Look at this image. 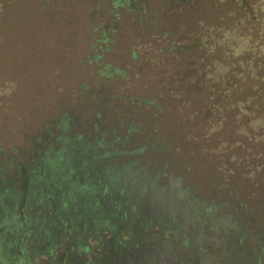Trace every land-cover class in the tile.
<instances>
[{
	"label": "flooded vegetation",
	"instance_id": "flooded-vegetation-1",
	"mask_svg": "<svg viewBox=\"0 0 264 264\" xmlns=\"http://www.w3.org/2000/svg\"><path fill=\"white\" fill-rule=\"evenodd\" d=\"M99 84H73L51 107L64 112L21 150L0 143V256L15 264H264V205L190 172L167 154L149 114L108 91L100 98Z\"/></svg>",
	"mask_w": 264,
	"mask_h": 264
},
{
	"label": "rangeland",
	"instance_id": "rangeland-1",
	"mask_svg": "<svg viewBox=\"0 0 264 264\" xmlns=\"http://www.w3.org/2000/svg\"><path fill=\"white\" fill-rule=\"evenodd\" d=\"M137 1L146 10L132 15L122 10L101 59L124 68L125 77L115 84L143 98L159 89L165 111L139 112L151 116L157 139L170 144L167 154L200 179L264 205V125L258 119L263 111L223 109L228 104L227 76L225 68L215 72L214 66L229 61L212 55L207 44L188 45L191 34L201 32L189 21L200 19L237 39L236 48L249 49L264 66V0H247L245 7L244 0L183 2L174 12L173 26L165 0ZM161 6L165 9L159 10ZM108 10L110 0H0L1 145L13 143L21 150L42 123L64 112L51 107L68 100L73 84L100 81L96 75L86 78L81 58L100 32L98 24L110 23ZM151 21L160 25L153 28ZM164 27L169 28L166 36L158 31ZM131 49L138 53L133 59ZM94 67L91 63L89 69ZM255 163L262 173L251 177L243 172ZM2 258L0 264L18 261L14 255Z\"/></svg>",
	"mask_w": 264,
	"mask_h": 264
},
{
	"label": "trees",
	"instance_id": "trees-1",
	"mask_svg": "<svg viewBox=\"0 0 264 264\" xmlns=\"http://www.w3.org/2000/svg\"><path fill=\"white\" fill-rule=\"evenodd\" d=\"M198 1L199 0H165L166 5L164 6L168 8V15L171 17V20L169 21L170 24L172 26L176 24L177 20L174 18V12L180 11L179 5L181 3L184 2L189 5H193L198 3ZM143 4L144 3L141 1L138 2L137 0H110V10L107 11L110 23L107 25L102 23L98 24L97 28L101 27V30L92 38V42L89 45L86 55V63L89 65V68L91 63L94 64L95 67L92 70L90 69V74L96 75V78L101 81H99L100 88L105 89L103 92L99 90V88L97 89L98 91L96 93L100 96V98H106L108 91L111 94L109 93L107 95L120 98L123 103L130 106V111H154V113H158L159 111H165V105H163L161 101V91L159 89L155 95H151L148 98L129 94L123 87L119 88L117 87L118 85L115 84L117 80L125 77L124 68L115 66L109 61H101L103 53L108 47V43L111 41V33L114 30V26L112 24L115 20L120 18L122 10L131 15L134 13L137 14L146 10V5ZM242 4L244 5L242 7H245V4H248L247 0H244V3ZM192 8L193 7H191L190 10H192ZM164 9L165 7L163 6L159 8V10ZM167 17H165L166 20H168ZM247 19L248 18L245 17V23L247 22ZM138 20L140 21L141 18L138 17ZM189 22H191V24L193 23L195 26L194 28H197V30L201 29V32H195L196 34L192 33L191 36L193 37V43H188V45L195 43H199L200 45L207 44L208 47L212 48V55H222L223 58L225 57L226 60L229 61L226 64L223 63L219 65L221 61L217 57H214L216 64L219 65L217 67L214 66V71L216 72L218 67L225 68L223 74H225L228 78V80L226 78V83L229 86V90L226 89V91H224H229L227 94L228 104H225L223 109L227 110L228 108H239V111H263V115L258 117V119L264 125V108L263 106L260 107V102H264V66L261 64L259 59L254 60L249 49L245 50L244 47L237 49V39L236 42H234L228 34H220L216 24L210 25L207 23L203 25L204 21L200 19H195ZM151 24L153 28H155L156 25H160L158 21H151ZM242 24L244 25V23ZM168 30L169 28L164 27L161 31H158L161 32V35L166 36ZM213 30L217 33L213 34ZM207 36L211 37L210 43L202 41V39L207 38ZM185 46L187 45H184V47ZM172 47L173 45H171L170 48ZM129 54L132 59L138 55L135 49H131ZM238 84L239 86H237ZM234 93L238 94V96ZM103 94H105V96H103ZM255 137H257V135H255ZM2 161L0 160V164L3 163ZM250 166L243 170L245 174L248 173L251 177H254V175L262 173V169H260L259 164L257 165V163H255L254 166ZM2 168L3 167L0 166V169ZM2 260L3 258L0 256V262Z\"/></svg>",
	"mask_w": 264,
	"mask_h": 264
}]
</instances>
